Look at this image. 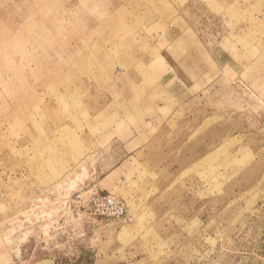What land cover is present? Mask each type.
Returning <instances> with one entry per match:
<instances>
[{"label": "rangeland", "instance_id": "374dc122", "mask_svg": "<svg viewBox=\"0 0 264 264\" xmlns=\"http://www.w3.org/2000/svg\"><path fill=\"white\" fill-rule=\"evenodd\" d=\"M0 264H264V0H0Z\"/></svg>", "mask_w": 264, "mask_h": 264}, {"label": "built area", "instance_id": "2783aa9c", "mask_svg": "<svg viewBox=\"0 0 264 264\" xmlns=\"http://www.w3.org/2000/svg\"><path fill=\"white\" fill-rule=\"evenodd\" d=\"M90 202L94 213L99 216L122 218L128 211L127 201L111 192L96 190L91 193Z\"/></svg>", "mask_w": 264, "mask_h": 264}, {"label": "crops", "instance_id": "0c3cea01", "mask_svg": "<svg viewBox=\"0 0 264 264\" xmlns=\"http://www.w3.org/2000/svg\"><path fill=\"white\" fill-rule=\"evenodd\" d=\"M118 173L120 174V167L117 170L115 169L113 171L107 172L104 175L102 181L104 183L106 182V184L108 186H110V187H117V186H119V184L121 182V179H122V176L121 175H118Z\"/></svg>", "mask_w": 264, "mask_h": 264}]
</instances>
